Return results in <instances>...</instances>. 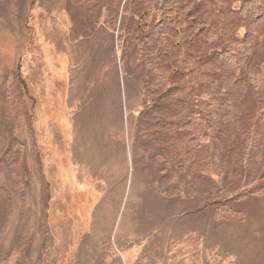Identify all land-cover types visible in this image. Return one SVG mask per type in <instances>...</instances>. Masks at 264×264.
I'll return each mask as SVG.
<instances>
[{"label":"rangeland","instance_id":"374dc122","mask_svg":"<svg viewBox=\"0 0 264 264\" xmlns=\"http://www.w3.org/2000/svg\"><path fill=\"white\" fill-rule=\"evenodd\" d=\"M255 2L0 0V264H264V194L243 195L264 118L240 136L264 85ZM246 37L252 62L223 66Z\"/></svg>","mask_w":264,"mask_h":264},{"label":"trees","instance_id":"16d2710c","mask_svg":"<svg viewBox=\"0 0 264 264\" xmlns=\"http://www.w3.org/2000/svg\"><path fill=\"white\" fill-rule=\"evenodd\" d=\"M259 3H261V1ZM246 4L249 5L246 7L244 13L245 17H252L256 12H258V10H260V7L259 5L256 4L255 0H246ZM241 12L244 11L241 10ZM159 26H160L159 28H163V29L160 30L158 28L159 29L158 31L155 32L154 30L153 32H155L154 35H158L157 36L158 39L162 37V40L158 41L160 42V49L158 51L159 54L158 56L165 57L167 56L169 50L168 41L170 38H174L179 34V29H176L173 22L169 21L167 12L163 13ZM248 38L249 37H246L245 40L241 43L236 42L233 45H229L227 47H224L220 51H217V55L220 58L223 66H225L226 68H231L233 65L234 67H232V70H234L238 64L240 65V63L246 67L248 63L252 62L254 56L256 55L257 47L254 46L253 41ZM238 55H240V58L237 57ZM237 58L239 60H237ZM239 67L237 69H239ZM217 81L220 82L219 79H217ZM168 83L169 80L165 78V76L160 75L159 77H157V80L154 82V85L156 86V88H162L163 96H167L171 94L173 90L176 91L178 89L177 87H175L177 89H172ZM235 84L236 81L232 85L235 87ZM256 94L258 96L259 108L254 116V119L247 122L248 127L243 128L240 132V136L244 137L246 140L249 137L255 135L256 132L254 125L257 124L259 120H262L264 118V85L261 87L260 85L258 86V90ZM180 104L186 106V102H180ZM209 114H211V109H209L208 116H210ZM239 119H242L241 122H244L247 120V115H240ZM184 126L189 132L196 133L197 135H202L203 131H205V121L199 114H196L194 117H191L190 120ZM263 194H264L263 179L261 180V182L254 184L253 186L246 189L245 192L243 193L244 196H249V195L260 196ZM237 214L238 212H235L228 205L218 207L215 211V216L219 219L229 218L230 216L232 217Z\"/></svg>","mask_w":264,"mask_h":264}]
</instances>
